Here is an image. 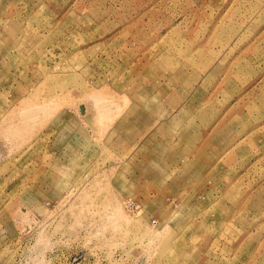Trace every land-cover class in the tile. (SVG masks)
Instances as JSON below:
<instances>
[{
    "label": "rangeland",
    "instance_id": "rangeland-1",
    "mask_svg": "<svg viewBox=\"0 0 264 264\" xmlns=\"http://www.w3.org/2000/svg\"><path fill=\"white\" fill-rule=\"evenodd\" d=\"M0 264H264V0H0Z\"/></svg>",
    "mask_w": 264,
    "mask_h": 264
},
{
    "label": "built area",
    "instance_id": "built-area-1",
    "mask_svg": "<svg viewBox=\"0 0 264 264\" xmlns=\"http://www.w3.org/2000/svg\"><path fill=\"white\" fill-rule=\"evenodd\" d=\"M123 206L126 208H138L139 204L133 198H125L122 202ZM152 222H155V219H152Z\"/></svg>",
    "mask_w": 264,
    "mask_h": 264
}]
</instances>
